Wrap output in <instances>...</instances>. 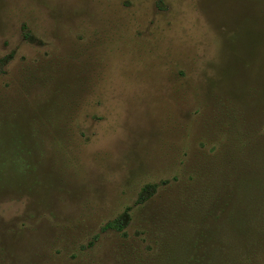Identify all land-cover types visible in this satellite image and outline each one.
Returning <instances> with one entry per match:
<instances>
[{
    "label": "rangeland",
    "instance_id": "1",
    "mask_svg": "<svg viewBox=\"0 0 264 264\" xmlns=\"http://www.w3.org/2000/svg\"><path fill=\"white\" fill-rule=\"evenodd\" d=\"M0 58V264H264L214 219L264 211V0H0Z\"/></svg>",
    "mask_w": 264,
    "mask_h": 264
},
{
    "label": "trees",
    "instance_id": "2",
    "mask_svg": "<svg viewBox=\"0 0 264 264\" xmlns=\"http://www.w3.org/2000/svg\"><path fill=\"white\" fill-rule=\"evenodd\" d=\"M6 65V60L0 58V74L3 72V68ZM157 185H147L144 187L140 193L139 199L136 202L137 204H141L146 201L148 195H151L157 188ZM262 198H259V195L256 197H253L250 201H252V206L258 205L259 207H262L260 202H262ZM231 204L224 203L223 207L220 209L219 215H215V220H221L225 217H229L232 219V228L234 232L238 235H241L246 241L249 242V245L252 249H262L264 250V211H262L260 208L254 210L251 213H246L245 211H233L231 208L232 206H229ZM231 208V209H230ZM232 210V213H229L228 211ZM128 210H126L124 213L119 215L117 218L107 222L102 228L101 232H116L119 233L122 237H126V228L128 227L130 223V217L128 214ZM235 212V213H234ZM209 216L208 214H203V220H208ZM202 231L205 232L206 238L203 242V248L200 249L202 258L199 261L198 264H208L209 257L212 255L213 251L212 248L208 249V245L210 242V245L215 244L213 239H216V236L213 238V231L211 228H207L204 226L202 228ZM220 239L221 241V235H222V229L219 231ZM99 239V236L96 235L93 238L92 243L89 245L91 246ZM203 241V240H202ZM186 262L185 264H188ZM195 264V262H192Z\"/></svg>",
    "mask_w": 264,
    "mask_h": 264
}]
</instances>
